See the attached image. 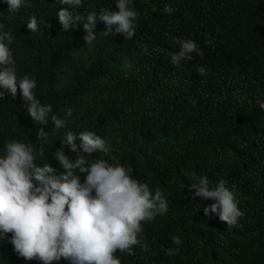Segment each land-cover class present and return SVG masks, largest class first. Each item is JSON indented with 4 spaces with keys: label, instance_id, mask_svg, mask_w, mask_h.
<instances>
[{
    "label": "clouds",
    "instance_id": "clouds-1",
    "mask_svg": "<svg viewBox=\"0 0 264 264\" xmlns=\"http://www.w3.org/2000/svg\"><path fill=\"white\" fill-rule=\"evenodd\" d=\"M146 3L0 0V264H256L264 24L244 55L194 60L192 39L147 48ZM234 64L249 115L194 95Z\"/></svg>",
    "mask_w": 264,
    "mask_h": 264
},
{
    "label": "trees",
    "instance_id": "trees-1",
    "mask_svg": "<svg viewBox=\"0 0 264 264\" xmlns=\"http://www.w3.org/2000/svg\"><path fill=\"white\" fill-rule=\"evenodd\" d=\"M165 4L173 7L175 9L174 13H163L162 9ZM259 6L264 7V0H147L144 6L146 23L143 27V33L149 40L147 48L153 44L157 46L168 44L174 38L192 39L198 43L203 51V56L197 54L194 60L202 58L213 60L225 54L244 55V51L248 49V45L251 43L249 31L264 24V11L260 12L259 18L254 16ZM209 39L213 43L208 44ZM190 73L185 71L183 75L189 76ZM215 73L221 79L220 83L215 84L216 88L203 80L198 81L195 75L192 76L193 81L197 82L195 98L200 96L199 93L201 92L203 96H208L214 101L215 96L221 94L224 103L236 107L243 115H249L252 99L250 97L249 82L245 77L244 70L234 64L227 70H216ZM189 83H186V79L182 81V84L185 85ZM203 86L204 92L199 90ZM216 99H220V97L217 96ZM259 120L264 123L263 118ZM251 129L264 133V124L257 125L256 128L246 127V132ZM218 139L221 142L229 140L228 137L223 135H220ZM263 142L261 140L259 145ZM158 231L168 236L177 234L170 220H163L158 227ZM154 254L155 252L151 251L148 256L152 257ZM2 255L6 256L8 254L4 252ZM11 260L12 264H25L19 259L12 258ZM28 261L30 264L38 263L37 260ZM129 264L135 263L129 260ZM256 264H264V244L256 256Z\"/></svg>",
    "mask_w": 264,
    "mask_h": 264
}]
</instances>
